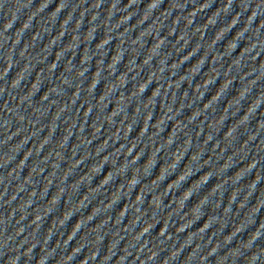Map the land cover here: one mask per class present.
<instances>
[{
	"label": "water",
	"instance_id": "water-1",
	"mask_svg": "<svg viewBox=\"0 0 264 264\" xmlns=\"http://www.w3.org/2000/svg\"><path fill=\"white\" fill-rule=\"evenodd\" d=\"M253 0H0V264H187Z\"/></svg>",
	"mask_w": 264,
	"mask_h": 264
}]
</instances>
